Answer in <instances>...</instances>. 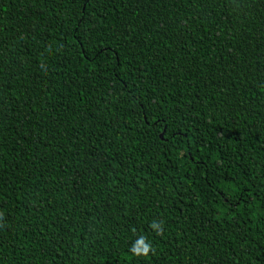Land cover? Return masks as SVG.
Here are the masks:
<instances>
[{
	"label": "trees",
	"instance_id": "1",
	"mask_svg": "<svg viewBox=\"0 0 264 264\" xmlns=\"http://www.w3.org/2000/svg\"><path fill=\"white\" fill-rule=\"evenodd\" d=\"M0 264H264V0H0Z\"/></svg>",
	"mask_w": 264,
	"mask_h": 264
},
{
	"label": "water",
	"instance_id": "2",
	"mask_svg": "<svg viewBox=\"0 0 264 264\" xmlns=\"http://www.w3.org/2000/svg\"><path fill=\"white\" fill-rule=\"evenodd\" d=\"M160 138H162V134L160 135Z\"/></svg>",
	"mask_w": 264,
	"mask_h": 264
}]
</instances>
